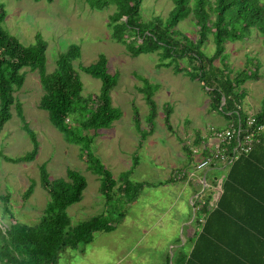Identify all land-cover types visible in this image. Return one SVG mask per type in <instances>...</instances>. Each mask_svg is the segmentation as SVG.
Masks as SVG:
<instances>
[{
	"label": "rangeland",
	"instance_id": "374dc122",
	"mask_svg": "<svg viewBox=\"0 0 264 264\" xmlns=\"http://www.w3.org/2000/svg\"><path fill=\"white\" fill-rule=\"evenodd\" d=\"M0 2L5 10L1 27L7 33L24 46L33 42L36 32L45 40L46 72L54 68L56 55L70 43L79 46V56L72 61L77 70L79 64L87 65L96 60L99 53L105 55L106 70L110 74L117 73L116 84L109 95L111 104L120 109L121 115L108 128L82 130L81 134L91 136L89 151L117 182L119 174L129 170L135 161L129 179L143 184L131 202L126 203L117 193L111 194L106 202L99 190L98 174L90 169L80 150L83 143L68 142L50 124L46 111L38 107L43 88L37 71L24 66L21 69L23 82L12 96L20 102L23 118L34 131L37 151L31 161L12 163L0 156V229L8 226L12 219L29 225L37 222L48 198L38 178V166L44 163L49 179L64 177L67 168L79 171L85 178L81 198L66 208L70 225L91 216H104L113 225L109 232H93L91 241L86 244L60 251L55 264H166L165 257L174 261L177 253L186 250V244L179 245L182 238L177 223L189 216L194 219L205 198L206 207L214 205L221 182L209 169L221 161L194 169L203 156L199 149L204 148L198 149L202 141L210 142L211 131L230 122L224 113L210 108L209 91L216 87L212 78L221 69L223 73L229 71L227 75L231 76L235 71L253 68L258 62V74L242 83L244 96L240 107L236 105L244 114L257 113L264 96L263 34L253 31L240 40H225L221 58L213 56L215 45L208 33L198 49L202 51L205 70L213 76L206 73L208 78L202 82L184 69L174 71V65L159 64L156 51L130 55L122 43L110 37L107 23L109 14L115 10L113 4L96 10L84 0ZM171 7L170 0H141L138 12L144 21L156 15L163 21ZM174 28L193 41L198 37L190 13L177 21ZM177 61L179 66L189 70L197 65L182 56H178ZM78 75L81 94L97 92L98 79L80 71ZM143 79L155 83L151 118L141 90ZM166 112L168 122L164 120ZM10 113L0 129V152L12 157L29 150L31 144L13 104ZM186 148L198 150L188 156ZM201 174L205 175V186L209 185L204 189L198 181ZM28 186L31 190L25 194ZM197 194L201 197H195ZM170 244L177 245L172 254L168 249Z\"/></svg>",
	"mask_w": 264,
	"mask_h": 264
},
{
	"label": "trees",
	"instance_id": "16d2710c",
	"mask_svg": "<svg viewBox=\"0 0 264 264\" xmlns=\"http://www.w3.org/2000/svg\"><path fill=\"white\" fill-rule=\"evenodd\" d=\"M84 1L96 10L113 4L115 10L109 14L107 23L111 29L110 37L122 43L130 55L156 51L160 57L159 64L174 65V71L184 69L202 82L208 78L206 73L213 76L205 70L203 54L198 49L208 33L215 45L213 56L220 55L221 58L224 57L221 51L225 40H240L253 31L264 36V0H170L172 7L163 21L157 18L158 15L142 20L138 12L141 0ZM189 13L198 30L194 41L174 28L177 21ZM4 17L5 10L0 2V129L10 118V105L13 104L31 146L16 156L9 157L1 152L0 156L12 163L31 161L37 151L34 131L23 118L20 102L12 96L23 82L22 67L28 66L37 71L43 88L38 107L46 111L50 124L65 140L83 143L80 150L90 169L98 174L99 190L106 202L115 193L126 203L134 200L143 186L142 182L129 179L135 161L129 170L119 174L117 182L89 151L91 136L81 134L82 130L108 128L121 115L120 109L111 104L109 95L116 84L117 73L110 74L106 70L105 55L99 53L96 60L87 65L79 64L77 70L72 61L79 56V46L70 43L56 55L54 68L46 72L45 40L36 32L31 44L22 45L1 27ZM262 41L264 45V37ZM178 56L193 60L197 65L191 66V70L183 68L178 65ZM258 64L235 71L231 76L227 75L229 71H218L220 75L216 73L217 76L212 78L216 87L209 91L212 96L210 108L224 113L230 121L242 120L244 113L236 108V105L240 107L244 96L241 85L258 74ZM79 71L99 80L97 92L81 94ZM154 86L155 83L143 79L141 90L149 108V118L153 116L155 107L152 99ZM167 113L165 122H168ZM255 115L264 120V96ZM185 152L191 155L188 148ZM230 165L221 183L216 208L206 212L209 214L196 244L185 260L177 255L174 264H205L206 260H201L200 255H209L210 264H264V142L254 145L250 152L237 157ZM38 178L48 195L42 212L35 224L12 219L8 226L0 229V264H55L60 251L90 242L95 231L109 232L113 229L110 219L104 216H91L70 225L66 208L81 198L86 185L79 171L67 168L64 177L49 179L45 164L40 163ZM30 190L31 186H28L24 193L28 194ZM206 199L197 215L205 211ZM203 244L204 255L200 254Z\"/></svg>",
	"mask_w": 264,
	"mask_h": 264
},
{
	"label": "built area",
	"instance_id": "2783aa9c",
	"mask_svg": "<svg viewBox=\"0 0 264 264\" xmlns=\"http://www.w3.org/2000/svg\"><path fill=\"white\" fill-rule=\"evenodd\" d=\"M261 141L264 142V120H259L255 114L245 113L242 120L238 118L221 129L211 131L210 142L202 141L198 147L204 148L199 149L203 156L194 165V169H202L215 163L214 161L232 163ZM198 149L193 148L190 151L196 152Z\"/></svg>",
	"mask_w": 264,
	"mask_h": 264
},
{
	"label": "crops",
	"instance_id": "0c3cea01",
	"mask_svg": "<svg viewBox=\"0 0 264 264\" xmlns=\"http://www.w3.org/2000/svg\"><path fill=\"white\" fill-rule=\"evenodd\" d=\"M230 164L231 163H228V164L225 165L222 162H218L214 166H212V168H209V169H211L210 170L211 171V175L212 176H216L217 180L221 181L220 185H219V188H218L219 190H218V192L216 191L217 195H216V198H215V201H214V205H211V206L208 205V207H206L204 212H201L199 215H194V219H193L192 216L191 217L189 216V219H185L182 222H178L177 223V229L180 231L179 234H180V237L182 238V242L179 245L186 244L185 252L183 251V252L177 253L178 255L182 256L183 260H185L187 258V256L191 252L192 248L196 244L197 237H198V234H199V232L201 230V227H202V225L204 223V220L207 218V216L210 213V211H212V209L216 206V201H217V199H218V197H219V195L221 193V183H222V180H223L226 172L228 171L229 167L231 166ZM200 172H202V171H200ZM198 181L201 184V189L207 188L209 186V185L205 186V184H207V183H206L204 174H201L200 179ZM216 187L217 186H215L213 189H215ZM195 197H199L200 198L201 194H197ZM202 202H203V200H202ZM206 212H209V213L206 215ZM196 219H198L197 222H196ZM181 227H184L185 230L182 231ZM214 242H217V241H214ZM175 246H177V245L173 246V244H170V247H168V249H170V253L171 254H172V250H173V248H175ZM200 250H201L200 254L204 255V252H202V251L205 250L204 244L201 246ZM185 255H186V257H185ZM170 258L168 259L167 257H165V260H168V263H166V264H170V263L174 264V261L171 260ZM200 259L201 260H206L205 264H210L211 262H208V261H212L209 258V255L208 256H201L200 255Z\"/></svg>",
	"mask_w": 264,
	"mask_h": 264
}]
</instances>
